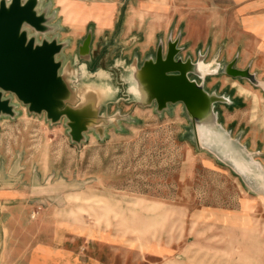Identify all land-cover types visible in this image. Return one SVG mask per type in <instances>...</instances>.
Masks as SVG:
<instances>
[{
	"label": "rangeland",
	"instance_id": "374dc122",
	"mask_svg": "<svg viewBox=\"0 0 264 264\" xmlns=\"http://www.w3.org/2000/svg\"><path fill=\"white\" fill-rule=\"evenodd\" d=\"M76 47H68L66 53H74ZM110 64L94 58L92 67L112 69ZM206 86H217L219 92L226 89L238 100L231 107L219 105L220 120L225 128L232 127V136L240 133V142L256 152L254 160L264 175V90L225 74L209 77ZM118 106L136 121L122 122L121 131L108 128L102 140L90 133L76 145L63 122L51 125L19 104L15 118L0 117V162L6 169L17 153H23L20 172L34 167L43 180L58 184L59 194L69 195L64 203L71 204L76 223H90L92 231L105 235L107 245L123 248L124 256L127 248L140 249L150 241L167 248L189 243L193 237L185 236L187 210L214 206L218 220L214 253L210 247L198 250L201 260L243 264L261 257L264 261V177L253 167V173L244 176L186 139L188 120L180 104L161 115L153 107L124 101ZM248 198L255 200L252 205L245 204ZM43 208L49 209V203L44 202ZM39 209H31L30 217Z\"/></svg>",
	"mask_w": 264,
	"mask_h": 264
},
{
	"label": "water",
	"instance_id": "95a60500",
	"mask_svg": "<svg viewBox=\"0 0 264 264\" xmlns=\"http://www.w3.org/2000/svg\"><path fill=\"white\" fill-rule=\"evenodd\" d=\"M55 18L48 0H0V117L15 118L21 104L51 125L63 122L70 142L80 145L90 133L102 140L108 128L121 131L122 122L136 121L129 111L121 112L120 101L153 107L158 115L180 104L188 120L186 139L244 176L253 167L264 177L262 165L254 160L256 152L220 120L219 105L231 107L238 100L226 89L206 86L209 77L225 74L264 90V80L250 65L237 67L236 56L230 61L216 55L208 59L209 47L187 51L179 29L175 35L170 30L166 39L159 36L155 48L143 56L119 53L112 69L93 68L92 28L76 51L66 54L70 39H60L62 26ZM112 105L116 107L110 113Z\"/></svg>",
	"mask_w": 264,
	"mask_h": 264
},
{
	"label": "crops",
	"instance_id": "0c3cea01",
	"mask_svg": "<svg viewBox=\"0 0 264 264\" xmlns=\"http://www.w3.org/2000/svg\"><path fill=\"white\" fill-rule=\"evenodd\" d=\"M48 1L62 26L60 39L69 38V47L77 46L92 28L95 60L112 61L119 53L130 58L134 51L143 56L155 48L159 36L166 39L170 30L175 35L181 29L180 44L187 51L209 47V55L218 59L236 56L237 67L250 65L264 79V0ZM23 156L17 153L6 169L0 162V264H214L203 262L198 251L210 247L206 250L214 253V206L187 210L185 236L193 237L189 243L167 248L150 241L140 249L127 248L124 256L123 248L107 245L105 235L92 231L90 223H76L71 204L64 203L69 195L59 194L58 184L43 180L34 167L20 172ZM254 201L248 198L245 204ZM36 207L40 209L32 218L29 211ZM243 264L264 261L259 257Z\"/></svg>",
	"mask_w": 264,
	"mask_h": 264
},
{
	"label": "clouds",
	"instance_id": "9594fccd",
	"mask_svg": "<svg viewBox=\"0 0 264 264\" xmlns=\"http://www.w3.org/2000/svg\"><path fill=\"white\" fill-rule=\"evenodd\" d=\"M128 91H129L130 93H132V94L136 95V92H134L133 88H130ZM137 98H139V96H138V95H137Z\"/></svg>",
	"mask_w": 264,
	"mask_h": 264
}]
</instances>
